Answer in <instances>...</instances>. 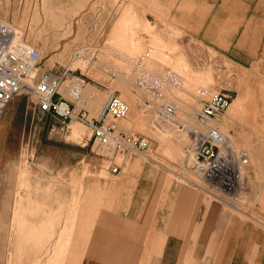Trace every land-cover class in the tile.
<instances>
[{"label":"rangeland","instance_id":"obj_1","mask_svg":"<svg viewBox=\"0 0 264 264\" xmlns=\"http://www.w3.org/2000/svg\"><path fill=\"white\" fill-rule=\"evenodd\" d=\"M176 1L180 2V0H0V17L17 27L18 36H22L23 33L26 41L40 49L38 74L44 71L53 72L52 70L57 69L59 65H65L70 59L71 69L81 68L87 76L105 83L109 87L107 90H116L127 104L128 112L131 109L130 102L125 100L121 88L114 87L113 81L118 78L111 79L109 75L102 73L97 76L93 72L96 68V71L101 72L91 59L93 54L98 55V61L105 62L107 58L106 60L111 62L106 63V70L114 64L111 53H107L105 58L100 53L103 46L113 47L114 50L134 58L135 63L141 60L152 68H155V65L153 66L155 60L167 63V69H173L177 73V79L174 80L177 84L175 90L186 102L185 106H179L182 110L189 109L190 106L200 109L205 100L219 91L229 95L230 105L234 101L239 105L240 116L231 121L228 128L223 129L236 144L243 145L248 150L249 160L244 167L245 186H248L251 184L249 169L264 163V0H199L203 4H197L200 7L198 12L206 21L214 18L218 24L215 28L220 35V42L218 44L213 42L215 45L211 42L189 43L188 54L191 58L176 56L175 52L178 49L163 43L156 36L157 27L145 19L147 15H151L165 28L164 20L169 17V12L173 11L164 9L163 3ZM183 1L195 3V0ZM208 2L212 4H207ZM188 7L189 13L195 12V9L191 8L195 6L191 4ZM137 12L143 16V22L137 19ZM112 22H116L115 28L113 32H109L104 44L92 42V38L100 37L101 33L104 35L105 25ZM166 29L171 31L170 26H166ZM140 33L147 35L150 40L145 42L139 36ZM205 40L210 41L206 35ZM79 51L86 54L73 59V52ZM117 60L111 71L118 73L121 70L139 80L140 73L137 67ZM151 77L154 78L155 75L152 74ZM70 78L71 76H68L67 79ZM153 78L151 81L146 79L147 84L142 83L145 86L142 89L137 84L128 87V94L136 101L138 99V105L142 108H139L141 114L148 115V118L153 116V112L149 115L146 111L147 108L151 111V103L157 102V105L163 107L168 102H177V98L168 96L161 88L163 84ZM74 79L80 81L76 77ZM80 83L82 84L81 81ZM60 86L58 92L61 96L77 104V107L87 109L89 117L97 115L98 108L92 112L84 105L88 94L84 95L83 90L94 85L82 86L80 93L73 97L65 95ZM168 88L176 92L173 87ZM159 93L163 96L165 94L167 100L162 99ZM21 95L27 97L26 92ZM201 97L202 100L197 101ZM34 100L36 101V98ZM40 111L38 107L33 117L20 122L24 133L21 132L23 134L18 149L16 153L11 152L13 155L0 166V264H61L63 261L66 263L74 236L76 237L78 231L86 227L85 212L87 205L92 201L91 195L98 194V183L101 180L111 177L109 160L94 150L89 151L92 159L90 168L79 155L76 156L74 169L70 168L67 171L63 169L62 164L57 165L58 163L50 160L42 161L37 154L35 142H31L32 137L29 136V132L31 130L33 132L35 126L36 129L41 128L45 122L49 127L54 126L56 130L62 128L65 131L72 122L83 126L85 123L76 119L61 123L60 119L52 115L45 116ZM175 115L186 117V113L183 114L179 109L175 110ZM222 116L219 120L221 118L224 120L225 116ZM3 125L4 123L0 125V130ZM118 127L121 131L142 135L151 141L146 152L141 154L131 151L126 154L127 156L139 155L142 158H150L170 169L168 173L170 177L183 181L197 180L186 161L184 149L190 143L188 135L186 136L188 141L181 147L180 157H177L176 149L161 146L158 138L148 133L146 127L138 126L134 119L127 117V114L118 122ZM86 128L87 131L80 140H75L68 133L67 139L81 143L89 140L91 129ZM178 130L185 131V128L181 124ZM258 146L261 150L255 157L251 153V147ZM89 148L93 149L91 138ZM123 155L117 154L115 161L120 162ZM171 161L175 162L176 166L170 164ZM212 191L215 192L213 189ZM219 194L229 203L228 196L221 192ZM248 196L249 192L243 190L234 202L240 209L235 212L248 210L245 206ZM72 214L77 217L74 232L71 233L69 221ZM252 214L256 216L254 212Z\"/></svg>","mask_w":264,"mask_h":264},{"label":"crops","instance_id":"obj_2","mask_svg":"<svg viewBox=\"0 0 264 264\" xmlns=\"http://www.w3.org/2000/svg\"><path fill=\"white\" fill-rule=\"evenodd\" d=\"M198 3L203 4L199 0L191 3L195 6L191 7L195 9L193 13L188 12L191 4L183 0L163 3L164 9L173 11L164 20L165 28L151 15L145 18L157 27L156 36L163 43L178 49L175 52L178 57L191 58L188 44L194 41L220 42V35L215 28L218 24L214 18L207 21L204 19L198 12ZM178 10L180 12H174ZM142 18L140 12H137V19L142 21ZM115 25L116 22L107 23L105 34L101 33L100 37L92 38V42L103 45ZM166 26H170L171 31ZM205 35L210 41L205 40ZM139 36L145 42L150 40L143 33ZM100 53L104 58L107 53H111L114 66L119 59L137 67L139 79L151 81V75H155L153 79L163 84L161 88L168 96L176 97L181 105H186L185 100L175 90L177 84L174 80L177 79V73L173 69H167V63L155 60V69L141 60L135 63L134 58L110 46H103ZM82 54L86 53L78 55L73 52V57L76 59ZM91 59L102 64L97 65L101 73L108 72L106 74L111 79L116 78L113 72L111 74L105 68L110 61L99 62L96 54ZM71 63L72 60L69 59L65 65H59L52 70L53 72L48 71L60 79L59 86L71 76L80 79L83 87L91 84L102 90L109 88L105 83L87 76L81 68L71 69ZM169 84L172 86H167ZM168 87H173L176 92L170 91ZM27 97L21 95L16 99L12 98L0 116V125L4 123L0 130V166L13 155L11 152L16 153L18 149L24 133L20 122L33 117L37 112L36 101L29 94ZM201 100L202 97L197 99L199 102ZM71 104L75 112L86 111L89 115L84 107H77L72 101ZM190 107L197 110L196 107ZM40 112L45 116L52 115L42 110ZM238 115L240 116L239 105L234 101L224 114L222 125L228 128V124L239 117ZM86 127L89 126L72 122L64 131L62 128L56 130L54 126L49 127L43 122L41 128L36 129L35 126L29 136L32 137L31 142H35L37 154L42 161L50 160L58 163L57 165L62 164L67 171L74 169L76 156L79 155L90 168V152L94 150L93 146V149L89 148L92 137L83 143L66 137L68 133L75 140H80L87 131ZM260 150L259 146L251 147V153L255 157ZM170 164L175 165V162L171 161ZM189 170L197 180L183 181L170 177V169L152 159L126 155L120 171L117 174L111 173V177L98 183L99 192L91 195L92 201L85 212L86 227L74 236L67 262L63 261L61 264H264V163L249 169L251 184L244 189V192H249L245 202L248 210L239 213L235 212L240 210L235 206V200H231L230 196L208 183L192 167ZM260 175L263 177H259ZM218 191L228 196L231 202L221 198ZM76 217L72 214L69 221L71 233L74 232Z\"/></svg>","mask_w":264,"mask_h":264},{"label":"built area","instance_id":"obj_3","mask_svg":"<svg viewBox=\"0 0 264 264\" xmlns=\"http://www.w3.org/2000/svg\"><path fill=\"white\" fill-rule=\"evenodd\" d=\"M16 35L17 27L0 19V116L14 96L33 84L40 110L62 122L76 118L90 127L94 151L107 157L111 173L120 171L128 152L144 153L148 150L149 138L119 129L118 122L126 116L128 106L117 92L105 90L104 104L96 116L89 117L86 111L75 112L69 99L57 96L60 79L48 71L38 74L40 49L26 41L23 33L21 38ZM230 103L229 95L220 91L214 93L196 113L198 122L211 119L219 122ZM161 112L172 116L175 105L168 102L161 107ZM187 134L190 143L184 150L190 167L222 193L237 200L245 189L244 167L249 160L247 148L214 127L190 128ZM117 154H124L120 162L115 161Z\"/></svg>","mask_w":264,"mask_h":264},{"label":"bare ground","instance_id":"obj_4","mask_svg":"<svg viewBox=\"0 0 264 264\" xmlns=\"http://www.w3.org/2000/svg\"><path fill=\"white\" fill-rule=\"evenodd\" d=\"M0 19H2V18L0 17ZM16 36H18V35H16ZM18 37L21 38V35H19ZM95 65L99 66V65H102V64L95 63ZM103 66H104V64H103ZM111 68H113V65H112ZM111 68L108 69L109 72L110 73L113 72L116 75V79L118 78V80H114L113 81V83L115 85L114 87L121 88L122 92H123V95L125 96V100L129 101L130 104H131V109L127 113V117L130 118V119H134L136 121V123L138 124V126H144V128L146 127L148 133L152 134L153 136H155V138L159 139L161 146L168 147V148H170L172 150L176 149L177 150V157H180V155H181V153H180L181 147L186 143V141H188V138L186 137L188 135L187 134V129H190V128L205 129L207 127H214V128H217L220 132H222L223 134L226 135V133H225V131L223 129L224 126L221 123L222 118H221V120H219V122H218V120L216 121V120L211 119V120H208L205 123H200V122H198V120L196 118V113L198 112L199 109H197L195 111L192 110L191 108L182 110L181 108H179V106L183 107V105H181L178 101L177 102L176 101L175 102H171V103H173L175 105V110L179 109V110L182 111L183 114L186 113V115H185L186 117L185 118H181L179 115H175V112H174V114L172 116H165L161 112V106H159V104L158 105L156 104L157 102L151 103V105H150L151 108H152L151 111H150V108L149 109L147 108V110H146L147 114H149V115H152V112H153V116H150L149 118H148V115L147 116L146 115L143 116L141 114L142 112L139 110V108H141L140 107L141 105H138V102H137L138 99L136 101V99L134 97H132V96H130L128 94L129 93L128 92V87L131 84H137V85H139L140 89H142V88L145 87L144 85L147 84V81L142 80V79L136 80V79L132 78L130 75L125 74L121 70H119L118 73H115L114 71H111ZM96 69H94V71L93 70L92 71L94 72L95 75L99 76L101 74V72L96 71ZM103 74L104 73H102V75ZM105 75H106V73H105ZM102 78H103V76H102ZM80 81L77 80V79H74L73 77H71L70 79L65 80L62 83V86H60L61 87V91L65 95H67V96L69 95L71 97H73V95H78V93H80V89L82 88V84L80 83ZM110 91H115V90H110ZM24 92L29 94L33 99L36 98L35 95H34L33 86H31V84H30L28 87L24 88V90L21 93H19L15 97H13V99H15L16 97H18L19 95H21ZM106 92L107 91L102 92L100 89H98L95 86H91V87H88V88L84 89L83 90L84 95L88 94L87 95V100L85 101L84 105H86L92 112L96 111L97 108H98V112H99L101 110L103 104H104V99H105ZM154 95H158V93H154ZM159 96H162V99L166 98V100H167V96L165 94H164V96L161 95V94ZM154 97H156V96H154ZM143 98H144V96H143ZM157 98H159V97H157ZM157 101H158V99H157ZM139 104H141V103H139ZM144 109H145V107H144ZM146 111H145V113H146ZM224 114H223V116H224ZM73 119H76V118H73ZM181 124L184 126L185 131H182V130L179 131L178 130L179 126Z\"/></svg>","mask_w":264,"mask_h":264}]
</instances>
